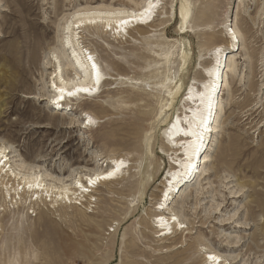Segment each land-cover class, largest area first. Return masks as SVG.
I'll list each match as a JSON object with an SVG mask.
<instances>
[{
  "label": "rangeland",
  "instance_id": "rangeland-1",
  "mask_svg": "<svg viewBox=\"0 0 264 264\" xmlns=\"http://www.w3.org/2000/svg\"><path fill=\"white\" fill-rule=\"evenodd\" d=\"M143 1L0 0V144L9 147L14 167L36 166L52 183L69 184L75 174L97 170L98 158L130 162L122 179L92 193L89 210L66 198L58 208L47 202L18 209L0 199V264H205L209 251L226 264H264V0H188L183 34L181 0H162L154 22L126 40L88 27L79 42L97 59L105 83L94 97L71 102L72 110L48 104L55 58L65 62L59 42L65 19L87 6L137 10ZM231 27L240 47L231 53L234 71L223 74L222 112L207 139L210 161L170 205L187 229L161 239L154 209L174 149L162 138L168 114H161L166 93L159 87L167 69L184 87L202 80L211 62L206 51L226 47ZM183 40L190 53L182 75ZM220 90L219 84L215 94ZM84 114L95 121L88 130Z\"/></svg>",
  "mask_w": 264,
  "mask_h": 264
},
{
  "label": "bare ground",
  "instance_id": "bare-ground-1",
  "mask_svg": "<svg viewBox=\"0 0 264 264\" xmlns=\"http://www.w3.org/2000/svg\"><path fill=\"white\" fill-rule=\"evenodd\" d=\"M161 2L162 0H144L141 8L137 10L132 7L126 9L111 5H101L97 8L87 6L83 10H76L68 20L65 19L61 26L62 31L59 39L62 48L61 56L65 57V62L62 65L57 57L55 58L54 70L49 74L48 104L53 103V105L61 106L62 109L66 107V109L72 110L71 102L83 97H94L105 83L106 74L102 71L97 59L79 42L80 34H83L86 28L93 27L97 30L101 28V32L108 34L110 39L126 40L134 33H142L141 26L128 29L132 21L146 22L145 25L148 27V24L154 22ZM142 10L141 14H137ZM178 17L180 33L188 32V23L191 19V3L188 0L180 1ZM71 19L73 20L70 21ZM150 20L151 22L147 24ZM44 39L46 38L44 37ZM224 39L226 47L215 45L206 51L205 55L211 56V62L202 68L204 73L202 80L193 78L184 87L181 78L176 80V77H173L170 70L167 69L165 80L159 87L166 93L161 114H163L162 116L168 114L162 138L169 149H174V157L169 160L172 168L166 171L160 201L154 209L159 214L154 217L153 224L154 228L159 229L157 233L161 239L170 238V235L175 237L177 232L183 234L187 229L170 205L174 198L179 196L178 194H182L187 189L191 177H193L192 182L205 174V165L210 161L211 146L209 142L206 147L204 145L207 142L208 134L210 133L209 137H212V133L214 135L217 132L216 124L222 112L220 94L227 87L223 74L225 70L231 73L234 71L235 56L231 53L235 49L238 51L240 47L236 28L228 29ZM188 48L187 41L183 40V48L180 51L182 75L189 60L190 49ZM173 55L174 53L169 52L164 58L165 63H168ZM203 56L200 54L199 58L201 59ZM222 63H224V69L220 72ZM68 68L71 69V74L65 78L63 69ZM219 84L221 90L215 95ZM182 89L184 93L180 96ZM178 104H181L180 109L177 107ZM94 123L91 116L84 114V119L81 122L83 129L88 130L94 126ZM201 147H205V149L196 160L197 151ZM162 153L164 154V150ZM10 154L9 147L0 144V199L4 203L14 202L17 209L26 204L43 206L47 202L49 206L58 208L62 207V201L66 198L69 205L77 206L85 203L89 210L92 203L95 202L92 193L106 183L122 179L130 169V162L124 157H112L103 163H100L103 158H98L94 162L97 170L84 175L75 174L77 178L72 177L69 184H65L60 179H57L58 182L55 181L57 183H52L47 179L51 176L41 174L36 166L27 168L19 162L20 164H15L14 167ZM145 191L146 189H144ZM73 199L74 202H72ZM204 263L226 264V260L219 253L209 251L204 254Z\"/></svg>",
  "mask_w": 264,
  "mask_h": 264
}]
</instances>
